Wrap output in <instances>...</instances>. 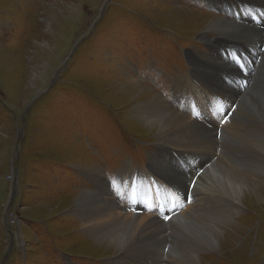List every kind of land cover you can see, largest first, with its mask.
<instances>
[{"label": "rangeland", "instance_id": "rangeland-1", "mask_svg": "<svg viewBox=\"0 0 264 264\" xmlns=\"http://www.w3.org/2000/svg\"><path fill=\"white\" fill-rule=\"evenodd\" d=\"M213 1L0 0V264H137L142 257L154 264H191L187 252L196 254L200 234H215L216 229L224 231L218 232L219 248L199 254V264H264V184L258 197L242 199L241 212L229 222L225 204L208 207L206 200L215 193L195 185L188 202L186 195H168L165 203L176 210L161 212L165 203L148 205L138 181L129 191V209L138 219L162 214L167 236L165 242L149 240L124 249L88 236L85 220L74 216L91 205L99 208L109 193L117 198L125 168L146 181L153 176L148 174L153 156L159 158L152 160L157 169L171 163L180 175L192 172L203 157L170 145L158 152L163 142L158 128L135 116V105L155 94L165 102V111L188 116L204 133L206 114L215 126L232 124L223 134L219 126L217 135L210 136L217 148L215 168L226 164L247 175L264 165L257 155L264 149V121L245 104L227 109L228 91L218 75L226 70L231 73L226 74L228 89L242 86L245 91L257 65L248 54L234 55L227 64L220 57L222 47L211 49L223 34L208 30L212 19L238 22L233 8L215 10ZM262 20L264 9L254 23ZM256 49L260 55L264 47ZM204 77L218 82L219 114L205 104L184 115L192 95L174 94L187 91L176 90L175 81L189 80L194 87ZM225 109H232L229 117L223 116ZM198 177L207 188L219 176L208 171ZM99 179L105 181L101 188ZM138 192L147 203L144 208L130 202ZM81 198L85 205L74 210ZM179 214H187V220L176 219Z\"/></svg>", "mask_w": 264, "mask_h": 264}, {"label": "bare ground", "instance_id": "bare-ground-1", "mask_svg": "<svg viewBox=\"0 0 264 264\" xmlns=\"http://www.w3.org/2000/svg\"><path fill=\"white\" fill-rule=\"evenodd\" d=\"M220 5L233 8L236 11V17L238 19V22L237 23L232 22L226 19L225 17L224 18L220 17L219 19L217 18V20L212 19V22L208 27L209 31L211 30L212 32L216 31L218 33L230 34V35L227 36L223 34H218L219 37L222 38L216 39L211 49L217 52L218 48L220 49L222 47L221 51L223 56L221 54L220 57H222V59H224L225 57L228 61V62L226 61L227 64L233 59L234 55L248 54L251 56L248 59V61H252L253 64L257 65V68H255L256 70L252 74L253 78L251 77L252 79L250 81V84L247 85L249 86V88L245 89V91L242 90V86L239 87V91L238 89L234 91L229 90L228 86L230 85L228 84L227 81L228 76L226 75L228 72H226V70L220 71V73L218 74L221 76L220 85L223 89L228 91V95H227V98L229 99L228 103L231 104L229 106L227 105V109L228 107L229 108L233 107V105L236 104L239 105V103L245 104L248 107H250V109L253 108L252 110L255 111L256 113H259L261 119L264 121V49L262 53H260V55L257 54L255 51L256 48L261 49V47H264V20H262L261 23L258 24L254 23L257 17V12L264 9V0H240L239 3L236 2V0H215L211 3V6L215 10H218V6ZM234 30L237 31L234 32ZM223 36L224 38H226L225 40H223ZM228 38H234V39H228ZM204 41L206 43V39L204 40V38H202L203 43ZM232 41L239 47H234L231 44ZM228 74L231 75V73ZM201 79L203 80L202 81L203 83L197 82L194 87L192 86V84L189 82L188 79H184L188 81H180L183 79H177L175 81L176 90L183 88V89H187V91L186 90H181L179 92L174 91V94H176L180 98H183L185 94L192 95V98L189 100L187 104V114H185L184 112V115H188L190 110L191 111L193 110V112H196V110L199 111L200 109L203 108L205 104L207 108H209V106L212 108V109L209 108L211 112L219 111V109H217L218 98L216 96V89L218 86V82L213 78L204 77ZM196 102H200L201 104L197 106ZM164 105L165 102L163 101V99L159 95L155 94L148 101L140 102L135 105V112H136L135 116L139 119L140 122L154 128V130L158 128L157 129L158 139L163 141V142H159V144L157 145L158 152L160 151V154L162 153L161 151L163 150V147H165V145H170L178 149L181 148L185 151H188L190 154H196L197 152L203 154V157L201 158L197 157L199 161H196L197 159L195 158L194 155H192L193 162L196 161L195 163L196 167L193 170L196 172V170H200L199 168H201L202 170L201 175H204L208 171H210L211 175H218L219 177L216 178L217 177L216 176L215 177L216 179L213 182L211 181L208 184L207 188H205L201 182L202 178L201 177L196 178L195 176L196 178L195 185H197L198 186L197 188L200 189V191L202 192L209 191L210 193L217 194L218 200L213 201L214 199H217V197H214L211 201L206 200V202L209 203L208 207L211 205L213 207L214 203L219 204L220 206H224L223 204H225L226 207L230 209V214L228 217L229 222H233L234 218L241 212V205L243 204L242 199L244 198L245 200L246 196L247 198L248 196L258 197L259 188H261V186L264 184V165L255 169L252 168L253 171L247 175L234 173L233 168H231L229 165L226 164L219 169L215 168L216 166L214 164V161L217 159L216 156L217 148H216V142H212L210 136L214 135L215 133L217 135V131H218L217 128L219 126L220 129L218 132H220V134L221 133L223 134V131L225 130L226 126H230L232 124L230 122L226 123L227 122L226 121L225 126H223V124L221 125L216 124L215 126L214 122L213 123L210 122V118H209L210 115L206 114L207 115L206 118L203 119L206 125V133H204L203 131L199 130L196 127V125L189 120L188 116H181L176 112L165 111L163 108L165 107ZM227 109L223 111V114L224 112H228ZM231 110L229 109V112ZM192 115L194 116L200 114H192ZM218 116L220 120L223 119L222 116L220 115ZM223 116H225V114ZM196 121L197 123L200 122L197 120V118ZM191 134L196 135L197 138L190 139L189 135ZM172 143L175 145H173ZM245 143H247V141ZM258 152H260L259 154H257L258 157H262L261 160H263L264 162V149L263 150L261 149ZM157 156H153L150 159L148 174L150 173L153 176H151L146 181L144 178H141L142 177L141 174L133 175L132 172L128 170V168H125V170L121 173L120 192L119 194L115 195L117 196V198L115 197L112 198L113 195L109 193L108 196L106 195V197H102L100 199L101 204H99V208L97 207V205H91L79 211V213H75V214L71 213V215L73 214L74 216L79 215L80 217H82V219L85 220V225H86V228L84 229L85 234L97 240H104V242L111 241V243L109 242L110 244H114L121 249H124L125 247L127 248L131 244L146 242L149 240H153L155 242H159L161 240L165 242L163 239L164 237L166 238L167 235L163 234L164 225L168 224V222H165L163 219H161L163 217L161 216L162 214H160L159 217L156 215L151 216L147 220L145 218L138 219L137 214L131 212V209H129L131 207H128L127 205L129 191L136 185L138 181H142L143 189L141 190L140 188L139 192L145 195V197L149 200L148 205H155L156 200H158L159 203L169 202L167 198L168 195L170 194L176 199H178V196L180 195L182 196L186 195L187 197V193L191 194L193 192V189H190L189 185L193 180L192 178L195 172L193 173V170L192 172L183 171L180 175L176 172V169L172 168L171 163L166 166H160V168L157 169L153 165V161H152L154 160V162H156L159 159L157 158ZM186 173L188 174L187 176ZM96 184L98 187L104 186L105 181L99 179V181ZM142 194L139 193V195L134 197L133 200L130 202L136 201L137 206H139L138 204H140L141 207L144 208L147 205V203L144 200H141ZM158 194H162V195L167 194V196L160 198L158 197L159 199H156V195ZM186 197H184L183 199H186ZM221 197H225V200L222 199ZM81 200L79 199L78 201L75 202L76 206L74 207V210L76 208H80L81 205H85V199L81 198ZM132 208L133 210L137 211L136 206H133ZM159 208H161L160 209L161 212L168 208H170L168 210L170 211V213L176 210V207H174L170 203L169 205L165 203L163 207L159 206ZM194 212H200V209H197ZM186 215H180L178 216L179 218L176 219L185 222V220H187ZM207 215L211 216V214H207ZM201 218L203 219V217ZM143 220L146 221L144 223H141V221ZM228 228L230 229L232 228V226ZM220 230L216 229L215 234L210 232L208 234H200L201 240L196 241L195 244V249L197 253L193 254L191 249L190 252H187V255H190L189 261L191 262V264H199L198 255L201 254L202 252L207 251L208 249H210L211 251L212 250L215 251L219 248L220 242L218 240L219 237L218 232L219 234L222 235L224 234V231H220ZM90 240L93 241L92 239ZM181 256L183 257V255ZM145 258L146 257L144 258L142 257L139 261H136L137 264H154V262ZM130 264H133V261ZM173 264H180V263L173 262ZM181 264H185V263H181Z\"/></svg>", "mask_w": 264, "mask_h": 264}]
</instances>
